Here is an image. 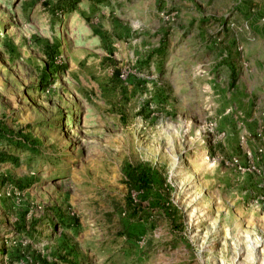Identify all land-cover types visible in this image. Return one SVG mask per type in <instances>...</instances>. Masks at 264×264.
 <instances>
[{"label":"rangeland","instance_id":"rangeland-1","mask_svg":"<svg viewBox=\"0 0 264 264\" xmlns=\"http://www.w3.org/2000/svg\"><path fill=\"white\" fill-rule=\"evenodd\" d=\"M244 1L0 0V264H264Z\"/></svg>","mask_w":264,"mask_h":264},{"label":"crops","instance_id":"crops-1","mask_svg":"<svg viewBox=\"0 0 264 264\" xmlns=\"http://www.w3.org/2000/svg\"><path fill=\"white\" fill-rule=\"evenodd\" d=\"M243 7L245 11L250 9V12L244 17L246 33L242 32L237 43L242 46L248 62L264 65V0H245ZM252 69H255L254 65Z\"/></svg>","mask_w":264,"mask_h":264},{"label":"built area","instance_id":"built-area-1","mask_svg":"<svg viewBox=\"0 0 264 264\" xmlns=\"http://www.w3.org/2000/svg\"><path fill=\"white\" fill-rule=\"evenodd\" d=\"M241 142L243 143L244 142V140L242 139L241 140ZM245 154V156H246V158H250L251 157V155L249 154V153H244ZM230 163H231V165L232 166H234V167H236V168H238L239 170H241V171H244V169H242V165H241V162L238 160V159H232L231 161H230Z\"/></svg>","mask_w":264,"mask_h":264},{"label":"trees","instance_id":"trees-1","mask_svg":"<svg viewBox=\"0 0 264 264\" xmlns=\"http://www.w3.org/2000/svg\"><path fill=\"white\" fill-rule=\"evenodd\" d=\"M132 180H133L134 183L136 182V183L142 184L143 186L147 185V182L145 181L144 175L142 173L135 175V178H133Z\"/></svg>","mask_w":264,"mask_h":264}]
</instances>
